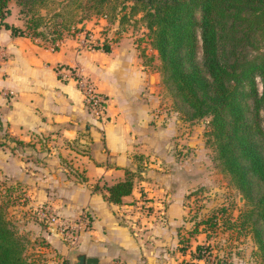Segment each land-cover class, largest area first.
<instances>
[{"label":"crops","instance_id":"0c3cea01","mask_svg":"<svg viewBox=\"0 0 264 264\" xmlns=\"http://www.w3.org/2000/svg\"><path fill=\"white\" fill-rule=\"evenodd\" d=\"M64 36L51 45L0 25V178L20 188L18 210L41 241V264H86L89 256L98 264H173L179 253L187 260V251L205 239L201 226L182 235L193 226L184 217L193 178L180 172L174 186V173L161 165L172 135L186 123L160 109L161 94L149 84L137 47L120 49L126 36L109 51ZM70 69L90 76L105 97L103 117L92 114L64 76ZM189 127L181 128L184 136ZM148 158L157 167L146 171L140 160ZM127 169L134 172L131 191L109 200L107 185ZM142 197L148 208L134 232L115 211ZM41 205L53 221L37 214ZM83 210L87 228L60 231L57 220L75 222Z\"/></svg>","mask_w":264,"mask_h":264},{"label":"trees","instance_id":"16d2710c","mask_svg":"<svg viewBox=\"0 0 264 264\" xmlns=\"http://www.w3.org/2000/svg\"><path fill=\"white\" fill-rule=\"evenodd\" d=\"M16 1L25 14L22 24L6 20L9 0H0V25L13 35L51 45L64 35L62 28L70 31L85 12L111 18L107 10L118 3L112 20L119 30L126 23L133 29L137 23L144 26V38L157 51L164 82L185 118L210 117L217 157L252 201L244 220L255 215L251 227L264 256V0ZM54 17L59 20L52 23ZM95 47L110 50L104 42ZM133 178L134 172L127 169L123 179L107 185L109 200L118 202L129 193ZM216 218V213L201 217L189 230L199 231L202 225L205 232V224L212 227ZM209 253V245L198 243L185 264L210 263ZM0 264H37L26 254L1 202Z\"/></svg>","mask_w":264,"mask_h":264},{"label":"rangeland","instance_id":"374dc122","mask_svg":"<svg viewBox=\"0 0 264 264\" xmlns=\"http://www.w3.org/2000/svg\"><path fill=\"white\" fill-rule=\"evenodd\" d=\"M117 5H120V3ZM8 6L10 14L7 15V19L10 22L21 23V17H25L24 11H19L21 5L19 6L16 0H9ZM116 6L110 11L107 10L111 18L99 15L94 11L85 12L83 19L70 31L62 28L64 37H69L79 47L92 51L96 49V45L103 42L107 43L111 50L118 43L121 36H126V38L120 43V49L131 44L137 47L146 71L150 74L153 73L156 77L154 81H149V84L161 94L160 109L166 111L169 115H176L180 121L177 122L186 123V125L179 126L177 132L172 135L169 146L170 151L167 153L169 157L165 158L166 164L161 163L163 172L174 173L170 182L174 186H180L177 178V174L180 175V172L183 175L187 173L189 177L193 178L189 180L186 187L187 194L184 196V204L187 207V213L184 217L186 221L188 220L189 223L193 224L197 219L204 216L206 218L212 213H216L217 216L216 223L212 227L205 224V239L202 238L204 241L202 243L209 245L210 249L208 256L210 263L205 264H264L263 253L253 236L251 227V221L255 218V215H249L244 220V211L252 207V201L244 196L230 173L222 167L217 157L214 137L210 132V117L205 115L194 119L185 118L183 109L174 102L172 92L164 82L157 51L144 38V26L137 23V27L133 29L131 25L126 23L124 30H119L118 22L112 20L113 13L119 7ZM40 11L45 13L44 8H41ZM20 19L21 21H19ZM57 20L59 18L54 17L52 23ZM59 27L61 28V26ZM80 74L94 83L90 76L84 73ZM260 88L261 85H259ZM104 112L105 109L101 113L102 117ZM183 126L191 127V131L189 129L190 132L185 136V130H181ZM189 140L193 142L189 144ZM140 161L143 170L147 171L149 166L150 169L157 167L150 165L149 162L154 161L149 158ZM19 189L16 183L0 178V202L3 204L6 217L22 238L26 254L34 257L37 264H41L44 257L40 247L41 241L35 239L31 230L25 227L24 215L18 210V203H20ZM222 207L224 208L223 212L220 211ZM200 226L202 227V225H199L198 229ZM186 232H190V230H185L183 232L185 234H182L183 237L186 236ZM183 245H185V251V248L189 246V242ZM194 249L195 246L187 251L189 253L188 260L191 258V251ZM181 259L179 253L175 258L177 262L173 264H185V259Z\"/></svg>","mask_w":264,"mask_h":264},{"label":"built area","instance_id":"2783aa9c","mask_svg":"<svg viewBox=\"0 0 264 264\" xmlns=\"http://www.w3.org/2000/svg\"><path fill=\"white\" fill-rule=\"evenodd\" d=\"M64 76L74 80L92 114L101 117V113H103L105 109V97L96 90L94 84L75 70L70 69ZM147 208L148 205L145 202V198L142 197L138 199V201L132 202L127 206H118L115 213L121 220H128L130 227L135 229L134 232H137L139 228L138 223H140L143 212H145ZM36 212L40 217L48 220L53 221L55 219L51 209L47 206L41 205ZM90 222L89 214L86 210H83L75 222L57 220V226L63 233H72L74 230L87 228Z\"/></svg>","mask_w":264,"mask_h":264},{"label":"water","instance_id":"95a60500","mask_svg":"<svg viewBox=\"0 0 264 264\" xmlns=\"http://www.w3.org/2000/svg\"><path fill=\"white\" fill-rule=\"evenodd\" d=\"M155 79H156L155 75L151 73L149 76V80L154 81ZM86 264H98L97 257H94V256L87 257Z\"/></svg>","mask_w":264,"mask_h":264}]
</instances>
